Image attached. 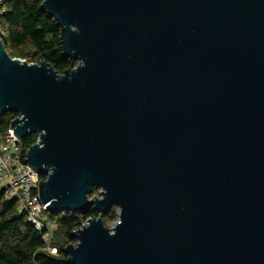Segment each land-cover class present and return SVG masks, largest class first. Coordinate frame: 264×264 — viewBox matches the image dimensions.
<instances>
[{"label":"water","instance_id":"obj_1","mask_svg":"<svg viewBox=\"0 0 264 264\" xmlns=\"http://www.w3.org/2000/svg\"><path fill=\"white\" fill-rule=\"evenodd\" d=\"M39 9L77 64L58 75L0 39V119L38 135L25 164L50 213L97 215L66 263L264 264V0Z\"/></svg>","mask_w":264,"mask_h":264},{"label":"trees","instance_id":"obj_2","mask_svg":"<svg viewBox=\"0 0 264 264\" xmlns=\"http://www.w3.org/2000/svg\"><path fill=\"white\" fill-rule=\"evenodd\" d=\"M40 5L41 0H6L5 12L0 17V27L6 35L1 40L5 49L12 51V54L8 52L11 58L24 59L32 51L33 64L46 62L61 75L76 65L71 59L62 58L59 29L53 19L40 11ZM17 116L9 113L1 118L0 132L5 133ZM36 136L29 135L22 141L24 149L35 143ZM50 217L57 224L55 235L63 241L60 248L56 247V256L39 251L42 245L40 235L24 216L17 214L14 201L7 200L0 192V264H67L64 248L73 243L71 233L97 215L90 208L83 213H50ZM117 217L116 210L112 209L103 216V222L107 226Z\"/></svg>","mask_w":264,"mask_h":264},{"label":"built area","instance_id":"obj_3","mask_svg":"<svg viewBox=\"0 0 264 264\" xmlns=\"http://www.w3.org/2000/svg\"><path fill=\"white\" fill-rule=\"evenodd\" d=\"M5 1L0 0V17L5 12ZM5 35L6 31L0 27V39ZM37 141L38 135L35 143ZM27 149H24L22 141L14 136L10 127L5 133L0 132V192L7 200L14 201L17 214L24 216L26 222L40 235L42 245L39 251L56 256L58 250L52 240L57 224L45 215L49 213L47 205H43L38 197V183L45 177H39L25 164Z\"/></svg>","mask_w":264,"mask_h":264},{"label":"rangeland","instance_id":"obj_4","mask_svg":"<svg viewBox=\"0 0 264 264\" xmlns=\"http://www.w3.org/2000/svg\"><path fill=\"white\" fill-rule=\"evenodd\" d=\"M6 51L7 52H9V53H11L12 54V51L11 50H9V49H6ZM16 56V55H15ZM21 60H23V61H25V62H27V63H32V61L34 60L33 59V55H32V51L31 52H29V54H28V56L26 57V58H24V59H21ZM77 63H75V65H76ZM95 193L92 195V197H99V191H94ZM112 209H115L116 210V212L118 213V209L116 208V207H113ZM111 209V210H112ZM110 210V211H111ZM109 211V212H110ZM45 215L47 216V217H49V218H51L50 217V213H45ZM117 221V220H116ZM116 221H113V222H111V223H109L107 226L108 227H112L113 225H114V223L116 222ZM62 239L59 237V236H54V238H53V240H52V244L55 246V247H57V248H60L61 246H62Z\"/></svg>","mask_w":264,"mask_h":264}]
</instances>
